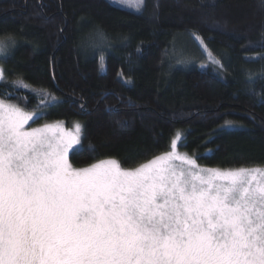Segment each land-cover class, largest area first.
I'll list each match as a JSON object with an SVG mask.
<instances>
[{"label":"trees","instance_id":"obj_1","mask_svg":"<svg viewBox=\"0 0 264 264\" xmlns=\"http://www.w3.org/2000/svg\"><path fill=\"white\" fill-rule=\"evenodd\" d=\"M190 32L222 68L201 67L207 54ZM8 36L16 46L0 58L7 79L58 98L36 122L83 125V151L69 154L76 168L107 158L134 168L169 151L178 133L202 166L264 167V60L245 61L264 56V0H145L140 12L111 0H0V38ZM22 94L39 110L36 94ZM226 121L236 127L218 131Z\"/></svg>","mask_w":264,"mask_h":264},{"label":"snow or ice","instance_id":"obj_2","mask_svg":"<svg viewBox=\"0 0 264 264\" xmlns=\"http://www.w3.org/2000/svg\"><path fill=\"white\" fill-rule=\"evenodd\" d=\"M96 35L108 40L101 28ZM190 36L223 67L199 34ZM15 46L13 36L0 38V58ZM172 54L187 63L175 46ZM258 60L264 56L245 58ZM0 85L12 89L0 92V264H264V168L198 166L178 152L179 133L170 151L134 168L115 158L76 168L69 154L83 151L80 123L74 133L60 122L29 123L58 98L42 89L30 112L14 102L24 99L16 90L34 91L22 77L9 81L0 66ZM234 127L226 121L218 131Z\"/></svg>","mask_w":264,"mask_h":264},{"label":"rangeland","instance_id":"obj_3","mask_svg":"<svg viewBox=\"0 0 264 264\" xmlns=\"http://www.w3.org/2000/svg\"><path fill=\"white\" fill-rule=\"evenodd\" d=\"M112 2H115L116 4H119L118 3V0H111ZM121 5V4H120ZM122 6H125V7H127V8H129L128 6H126V5H122ZM131 9H134V8H131ZM210 51V50H209ZM183 52H185V50H183V49H180L179 51H177V53H179L180 54V58H185V57H187L186 56V54H183ZM187 54H189L188 56H192V57H194L195 58V54H191L190 52L189 53H187ZM214 55V54H213ZM191 58V57H190ZM202 62V61H201ZM203 64L204 65H206V67L207 66H210V65H213V64H211L209 61H208V59L206 60V61H203ZM0 66H2L1 65V63H0ZM29 85V84H28ZM30 86V88L31 89H34V91H30L29 89H23L24 91H27V92H29V93H31V94H36L37 95V97H38V99H39V105H40V100H41V98L45 95V93L44 92H42L41 90L42 89H39V88H36V87H32L31 85H29ZM20 90H22V89H20ZM48 93V92H47ZM22 96H25V95H23L22 94ZM14 102H16V103H19L20 105H21V107H23L26 111H37V108H34V109H28L27 108V106H25V99H23V100H15ZM56 122H60L61 124H62V126H63V128L66 130V131H68V132H71V133H74L75 132V125H76V123L75 124H73V125H66L63 121H61V120H56V121H44V120H42L41 122H35V123H32V122H29L30 123V126L31 127H38V126H42V125H44V124H46V123H56ZM80 123V122H79ZM81 124V123H80ZM82 125V124H81ZM83 126V125H82ZM83 132V131H82ZM82 136V135H81ZM180 136H181V134H180ZM81 139H82V137H81ZM171 149H169V151H170ZM178 152L180 153V154H186V155H188V156H190V157H193V158H195L192 154H189V153H187L186 151H184V150H182L181 148H180V143L178 142ZM163 154V153H162ZM196 159V158H195ZM69 161H70V159H69ZM71 163V162H70ZM197 164H198V166H201V167H205V168H215V169H220V170H231V169H237V168H240V167H244V166H240V167H236V168H220V167H208V166H205V165H200L198 162H197ZM73 165V164H72ZM73 167H75L74 165H73ZM244 168H264V167H262V166H259V167H253V166H247V167H244Z\"/></svg>","mask_w":264,"mask_h":264}]
</instances>
